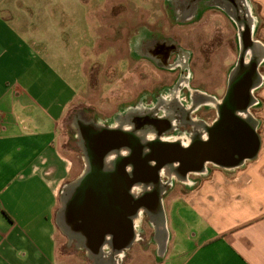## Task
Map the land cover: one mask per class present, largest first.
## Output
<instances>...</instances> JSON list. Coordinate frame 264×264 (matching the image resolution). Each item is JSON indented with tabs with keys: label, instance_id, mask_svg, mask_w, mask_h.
Instances as JSON below:
<instances>
[{
	"label": "crops",
	"instance_id": "obj_1",
	"mask_svg": "<svg viewBox=\"0 0 264 264\" xmlns=\"http://www.w3.org/2000/svg\"><path fill=\"white\" fill-rule=\"evenodd\" d=\"M107 1L0 0V264H60L59 202L72 161L57 133L85 82V49L101 47ZM252 1L264 21V0ZM260 95L264 126V87ZM260 141L239 166L164 189L156 264H264V129Z\"/></svg>",
	"mask_w": 264,
	"mask_h": 264
},
{
	"label": "rangeland",
	"instance_id": "obj_2",
	"mask_svg": "<svg viewBox=\"0 0 264 264\" xmlns=\"http://www.w3.org/2000/svg\"><path fill=\"white\" fill-rule=\"evenodd\" d=\"M243 1L225 0V3L231 5L233 10L239 11L241 18L237 21L238 24L243 21L244 27L248 26L249 18L255 17L257 27L254 35L250 37L262 41L264 21L259 16V4L252 0ZM107 2L104 5L102 3V10L100 9L101 47H93L90 52L88 51L90 49H85V82L78 85L77 96L67 109L57 133L61 151L72 161L70 175L60 195V205H63L65 200L67 187L87 168V156L75 122L76 115L82 111L83 118L94 120L96 123L98 121L106 123L107 119L114 116L120 109L127 107L129 102L134 101L136 93L141 89H152L156 85H165L167 88L172 86L170 76L155 74L150 67L146 68L148 72H143L144 67H128L125 61L126 47H132V39L141 28L147 31L148 38L152 36L150 31H153L156 34L172 37L178 46L190 50L193 53L191 61L193 85L216 96L225 91L227 79L234 71L239 56H243L244 59L246 57V49L239 47V39L243 45V32L239 38L237 25L224 10L217 6L224 4L218 3V0H197V3L193 4L194 10L190 15L184 13L187 7L192 5L189 0H171L170 2L167 0H109ZM240 2H243V5ZM108 47H113L112 53L101 56L99 51L108 50ZM252 57L258 59L256 55H251L250 59ZM250 59L245 61L249 62ZM258 72L262 77V85L253 91L256 104L251 105L253 107L250 111L253 113L251 121L257 123L256 126L260 127L261 132L264 129L260 95V89L264 87V63L258 65ZM128 95L132 98L129 99ZM138 100L140 99L134 102ZM210 111V115L214 114L213 108ZM183 129L181 131H184ZM187 131H190V128H187ZM161 177L165 179L164 184L167 190L178 183L177 178H174V183L171 185L166 182L167 177ZM155 235L154 221L146 211L142 210L139 239L129 246L119 264H156ZM69 238L71 237L65 234L62 224L59 223L58 262L60 264H95L96 260L88 255L86 248Z\"/></svg>",
	"mask_w": 264,
	"mask_h": 264
},
{
	"label": "flooded vegetation",
	"instance_id": "obj_3",
	"mask_svg": "<svg viewBox=\"0 0 264 264\" xmlns=\"http://www.w3.org/2000/svg\"><path fill=\"white\" fill-rule=\"evenodd\" d=\"M170 1L171 0H167V2ZM219 2L223 4L225 0H218V3ZM189 3L192 5H189L187 10L185 9V15H190L192 13L194 10L193 7L195 6L193 4H196L197 0H189ZM217 6L222 9L221 6ZM238 18H241L240 15ZM246 29L248 30V26L245 27L243 31L245 36L242 38L243 43L245 42L247 45L250 40L246 37ZM147 34V31L141 30L133 37L131 42L132 47H126L125 61L128 63V67H144L145 70L143 72H148L147 69L150 67L155 74L168 75L171 79V87L180 90L184 96L192 94L194 98L200 102L207 98L206 95H213L209 94L203 88L193 85L192 80L194 76L191 69L193 53L190 50L178 46L175 39L170 36L167 37L150 31L152 36L148 38ZM112 50L113 47H108V50H100L99 52L102 56L106 53H112ZM188 75H190L188 86H185L184 81ZM235 80H237V83H242L244 81V75H238ZM228 81L229 78L227 79V87L221 95H213L220 100V103L227 93ZM164 88L167 87H165V85H156L152 89L143 88L136 93L134 98L135 100L144 99V101L148 103L152 101L155 96H158ZM250 93L253 97L254 92ZM128 96L129 99L132 98L130 95ZM140 100L137 102L131 101L128 106H136ZM251 107L253 106H250L248 111L253 116L252 111H250ZM158 108L159 107H155L150 110L144 109L139 113H127L121 118L118 127L112 128L119 131L117 139L114 140L115 144H113V150H111L115 157L109 163V167H107L106 162L103 163V170L111 171V173H107V175L103 174V176L102 174L94 175L90 174V168H86L66 189L65 200L59 211L62 229L65 234L71 237L69 238L71 241L76 240L86 248L87 252L90 251L91 254L96 256L97 260L102 257L101 249L104 245L110 247V256L116 255L119 252H123V255L125 254V251L128 250L129 247L123 246L128 243V239L131 235L136 236L133 222L137 211L133 209L134 200L146 197L147 188L155 189L156 185H161L163 190L165 189V179L161 177L159 173L160 170H155L154 166L145 161L144 155L146 154L144 152L155 147L158 144L157 141L163 143L169 142L163 139V137L176 130L182 132V128H184V132L189 133L190 137L187 145H182L179 140L174 141L179 147H194L202 140L211 142L216 136L215 128L220 122L226 121V114L220 113L219 107H209L206 104H202L196 110L190 111L185 109L174 99L169 105L164 107L170 111V114L165 116H161L158 113ZM212 108L214 109V114L210 115L209 112H211L210 109ZM236 113V115H239L237 111ZM83 117L84 115L81 111V113L76 115L75 122L77 123L83 145L90 146L92 145L91 139H93L92 127L96 122ZM251 123L253 124L252 121ZM128 125H130L129 129ZM102 126L110 128L106 124ZM187 128H190V131H187ZM253 128V133L260 138V127L254 126ZM148 131H154V139L146 142L141 138L139 133L145 134ZM128 137L131 138V140H129ZM252 150V146H248L245 149V147L238 145L236 149L232 151L233 153H230L229 150L215 153L210 160L205 162L203 171L208 170L212 166L235 168L241 163V153L246 151L250 153ZM216 161L220 163L236 162V164L232 166H222L216 164ZM123 162L125 163L122 167L125 170L124 173L115 172L121 167ZM141 163L147 165L150 171L140 170L141 167H143ZM177 166L175 171L180 174L184 168V164L179 163ZM128 169L131 171L140 170L136 173V180L131 185L128 184ZM193 173L194 172H189L187 176ZM91 179L94 180V182L90 184V186L94 188L88 187V183ZM137 185L140 188L135 190ZM81 198L84 200L86 198H92V207L87 205V208L81 209L80 207L79 209L78 206H80ZM147 201H149V198H147ZM84 210H88L87 213H83L82 211ZM138 239L139 237H136L135 241ZM120 249L122 250L119 251Z\"/></svg>",
	"mask_w": 264,
	"mask_h": 264
},
{
	"label": "water",
	"instance_id": "obj_4",
	"mask_svg": "<svg viewBox=\"0 0 264 264\" xmlns=\"http://www.w3.org/2000/svg\"><path fill=\"white\" fill-rule=\"evenodd\" d=\"M246 35L250 40V31H247ZM244 36L245 35L243 34V38ZM249 43L251 44L252 41L250 40ZM243 45L245 48L249 47L245 42ZM258 73V59L252 57L249 62H246L243 56H239L234 71L229 77L227 93L218 105L220 113L226 114V121L220 122L215 128L216 136L214 140L211 142L202 140L194 147H179L174 141L164 143L157 141L158 144L155 147L148 148L149 151L144 152L146 154L144 155L145 161L154 166L155 170H161L166 165H174L173 171L176 175H178L180 179H186L189 172L203 171L205 162L210 160L215 153L226 152L228 150L230 153H233L232 151H234L238 145L245 147V149L248 146L253 147V150L250 153H248V151L241 153L240 162L255 156L260 147V138L253 133V127L255 125H253L250 120L236 115V111L248 110L251 106L252 96L250 90L258 79ZM238 75H244V81L242 83L236 82L237 80L235 79ZM92 128V145L83 146L87 156V169L90 168V174H102V176L103 174L107 175V173H111V171H104L103 163L106 162V157L112 153L111 150H113L112 147L114 146L113 144H115L114 140L117 139L119 131L112 128H106L102 125L100 126L97 123L93 125ZM128 139L131 140L129 137ZM179 163L184 164V168L180 174L175 171ZM215 163L222 166H232L236 164V162L220 163L217 161ZM124 164L125 163L123 162L121 167L115 172L124 173L125 170L122 168ZM141 165L143 167H141L140 170L146 171L150 169L144 163H141ZM140 170L138 169V171ZM138 171H131L128 169V184L131 185L135 182V176ZM93 182L94 180L91 179L88 183L89 188H94L90 186ZM163 191L161 185H156L155 189L147 188L146 197L140 199L137 198L134 200L135 202H133L134 210L137 212L139 209L146 211L147 215H149L159 226L164 222V212L161 201ZM147 198H149V201H147ZM82 200L84 199L81 198V201L79 200V209L80 207L81 209H85L87 208V205H92V198H86L84 201ZM87 211L88 210H84L82 212L87 213ZM58 214V221L61 223L60 212ZM134 241L135 236L131 235L128 239V243L123 247H129ZM121 250L122 249L119 251Z\"/></svg>",
	"mask_w": 264,
	"mask_h": 264
},
{
	"label": "bare ground",
	"instance_id": "obj_5",
	"mask_svg": "<svg viewBox=\"0 0 264 264\" xmlns=\"http://www.w3.org/2000/svg\"><path fill=\"white\" fill-rule=\"evenodd\" d=\"M243 2H240V3L243 5ZM220 6L227 13V15L230 17V19L237 25L238 34H239V38H240L242 32L245 30V27L243 26V21L240 24H238V21H237L240 13L237 10H233L232 6L229 4L224 3L223 5H220ZM249 19H251V20H249ZM249 19L247 20L248 27H249L250 35L253 36L254 30L257 27V20L255 19L254 16H253V18L251 17ZM247 31L248 30L246 29V32ZM240 46H241V49H242V47H244V45H242L241 39H239V47ZM251 55H256V57L258 58V65L264 63V44L261 41H259L258 39H254L251 47H248L246 49L245 59L246 60L250 59ZM189 78H190V75H188V77L184 81L185 86H188ZM261 85H262V77L258 73V79L254 83V85L251 87L250 92L255 91ZM190 91H193V90H190ZM206 97L207 98L205 100H202L200 102L197 99H195L192 94H190L189 96L188 95L184 96L180 90L174 89L173 87L164 88L158 96H155L153 98L152 101L147 103L144 101V99H141L137 103L136 106L124 107V108L120 109L119 112H117L114 116L107 119L106 123H105V121H98L97 124L100 126L103 124H106L110 128H116V127H118L121 118H123L127 113L128 114L133 113V112L139 113L140 111H142L144 109L150 110V109H154L155 107H159L158 113L161 116H165V115L170 114V111H168L164 107L166 105H169L174 99H176L178 101V103H180L185 109L190 110V111L196 110L202 104H206L207 106L214 107V108L218 107L220 100L216 96L206 95ZM254 104H256V100H254L252 97V101H251L250 105H254ZM238 114L241 117H243L244 119L251 120V114L248 110L238 111ZM253 124L255 126L257 125L256 122H253ZM129 127H130V125H128V129H129ZM139 135L146 142L154 139V131H148L145 134L139 133ZM189 137H190L189 133L184 132V131L179 132L176 130L175 132L163 137V139H166L168 141L179 140L182 143V145H187L189 143ZM114 157H115L114 153H110L106 157L107 167H109V163L112 161V159H114ZM173 168H174V165H166L159 172L161 176L167 177L166 182H168V183H172L174 181V178L180 179L178 177V175H176V173L173 171ZM137 188H140V187L137 185L135 190H137ZM141 222H142V209H139L138 212L136 213L135 217H134V222H133L134 223V232L136 235L135 239H136V237L137 238L139 237L138 235L140 232ZM154 225H155V229H156V235H155L154 239L157 242H162L163 241L162 231L159 228V225L157 223L154 222ZM101 251H102V257L99 260H97L96 256H94L93 254L90 253V251H88V255L90 257H92L93 259H96L95 264H119V261L122 259V256H123V252H119L116 255L110 256V247L108 245H104L103 248L101 249Z\"/></svg>",
	"mask_w": 264,
	"mask_h": 264
}]
</instances>
